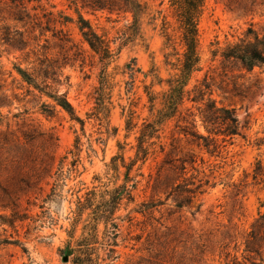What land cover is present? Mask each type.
<instances>
[{
    "label": "rangeland",
    "instance_id": "1",
    "mask_svg": "<svg viewBox=\"0 0 264 264\" xmlns=\"http://www.w3.org/2000/svg\"><path fill=\"white\" fill-rule=\"evenodd\" d=\"M141 2L146 5V10L139 17L138 33L127 41H124L121 34L132 21L130 13L109 15L106 11L80 9L93 29L109 41L112 50L118 49V53L106 68L111 85L104 99L105 107L110 109L106 116V110L96 113L94 98L103 64L82 39L74 8L69 7L66 0L28 3V9L31 13H37L42 27L47 25L48 17L58 19L59 13L72 18L71 22L63 26L50 23V30L44 31V35L40 36V27L33 28L31 24L24 25L13 21L11 16L15 13L14 6L8 0H0V25L18 30L20 35L16 36L27 42L26 48L20 50L18 47L22 43L18 40L13 46L0 41V102H4L0 106V216H9L12 212L10 208L4 209L1 206L8 198L2 187L9 188L11 196H20L15 210L28 215L22 221L16 220L14 226L1 223L0 220V264H67L62 260L59 248L63 247L67 238L70 211L75 207L77 195H83L93 186L103 189L107 185L110 189L123 183L125 168L121 166L119 175H115L108 170L106 164L110 162L111 156L119 152L123 153L126 163L133 158L135 136L142 122L151 117L145 86H149L154 92L165 89V79L174 73L171 63L175 61V56L167 55L173 50L166 47L162 27L163 20L168 21L167 32L177 36L169 2ZM37 4L43 9H31ZM238 6L239 0H206L198 24V52L204 69L211 63V49L223 47L227 42L236 40L251 22L257 28L264 24V9H259L254 15H243L236 9ZM48 12H52V15ZM60 27L68 31L74 46L71 43L63 46L52 36L54 28ZM212 43L217 45H211ZM28 51L29 54H26ZM42 54L64 64L58 87L60 92L65 93L77 116L83 120V125L71 119L60 107H56L52 115L43 113L40 104L42 101L50 102V99L46 96L40 97L37 93L27 94L26 84L20 82L13 70V64L28 68L37 66V57ZM129 62L134 64V68H138L133 82L128 71L123 72L124 65ZM9 71H12L10 76ZM253 74L262 80L260 89L253 98L241 99L229 93L221 94L219 91L213 94L218 104L232 107L240 123L249 128L242 129V135H237L231 143H226L218 156H210L194 148L204 158V164L197 160L199 170L209 174L211 168L215 178L210 177V183L204 186V192L193 198L190 204L177 208L171 198L166 199L163 190L159 193L151 191L150 185L163 154L149 157L142 165L143 177H135L139 183L134 190V201L122 204L115 213L123 218L131 212L133 220L129 222L126 218L117 219L120 225L117 247L119 257L113 264H132L138 256V243L134 236L143 233L144 238L154 227L169 226L202 234L215 231L221 225L232 224L242 234L253 218L263 210L264 182L253 179L252 175L258 160L264 165V66L255 67ZM200 75L201 72L196 77ZM154 76L160 77L162 82L158 83ZM247 76L249 75L246 74L245 77ZM13 77L15 80H12ZM129 110L134 111L133 122H136V126L127 131L125 120ZM175 122L176 118L165 125L166 150ZM199 130L204 131L202 126H199ZM76 137H79L78 149L74 147ZM118 142L122 145V150L118 148ZM24 149H27L32 158H48L53 161L52 174L59 166L61 157L66 155L62 165L64 178L57 180V192L60 196L52 201H43L56 175H43L28 193L23 186L16 185V179L11 176L17 173L18 163L25 164L27 157L20 159L25 155ZM69 150L78 151V171L66 176L67 168L70 167L69 161L74 158L72 153H68ZM26 163L24 174L25 171L30 172L32 164L28 161ZM139 165L140 161L133 166L131 175L138 172L136 167ZM191 172L192 170L187 176ZM201 175L202 173L199 174ZM232 182L237 186H228ZM151 200L160 204L144 214L134 211L141 201ZM198 204L200 206L196 210ZM80 231L81 223L75 236ZM5 240L19 243H4Z\"/></svg>",
    "mask_w": 264,
    "mask_h": 264
},
{
    "label": "trees",
    "instance_id": "2",
    "mask_svg": "<svg viewBox=\"0 0 264 264\" xmlns=\"http://www.w3.org/2000/svg\"><path fill=\"white\" fill-rule=\"evenodd\" d=\"M8 1L15 8L11 19L24 25L31 24L33 28L40 27V36L44 35V31L50 30V23L63 26L72 21L70 16L59 13L58 19L48 17L47 25L42 27L37 13H31L27 7L28 3L39 0ZM66 1L68 6L73 7L77 13L78 29L82 39L103 64L98 85L95 87L94 98L96 113L106 110V116H108L110 109L105 107L104 99L111 85L110 75L106 72V68L118 53V49L117 51L112 50L109 41L93 29L89 21L81 14L80 9L106 11L109 15L130 13L132 21L127 30L121 34L124 41H127L138 33L139 17L145 12L146 5L141 0ZM168 2L171 16L176 24L174 30L177 36L174 37L173 34L167 32L168 21L163 20L162 27L166 47H171L173 50L167 55L175 56V61L171 63L174 73L165 79L167 85L165 89L154 92L149 89V86H145L151 117L142 122L135 136L133 158L126 163L123 153L119 152L111 156L110 162L106 164L108 170L115 175H119L121 166L125 168L123 183L110 189L107 185L103 189L93 186L83 195H77L75 207L70 211V228L66 230L67 238L63 247L59 248L61 258L67 257L64 261L67 264H113L114 260L119 257L117 247L120 225L117 219L126 218L130 222L133 216L131 212H128L122 218L119 215L116 216L115 213L122 204L126 205L134 201V190L139 183L135 177H143L141 168L149 157L164 155L151 182V191L159 193L163 190L166 199L171 198L177 208H182L190 204L198 194L204 192V186L209 185L210 177L215 178L211 168L209 174L199 170L197 160L204 164V158L196 153L194 148L210 156H218L226 143H231L235 136L242 135V129L249 128L240 123L232 107L218 104L213 94L219 91L221 94L229 93L241 99H248L253 98L259 91L262 80L253 74V70L255 67L264 66V24L257 28L251 22L236 40L227 42L223 47L211 49V63L204 69L198 52V24L206 0H168ZM261 8L264 9V0H239V6L236 9L243 15H254ZM31 9L43 8L37 4ZM48 14L52 15V12ZM18 34L20 35L18 30H11L7 25H0L1 43L13 46V43L18 40L22 43L18 49L23 50L27 42L16 36ZM52 36L57 38L63 46L67 43L74 46L70 34L63 27L54 28ZM211 45H217V43ZM26 54H29V51ZM37 60L38 65L30 68L13 64V70L20 82L26 84L27 94L37 93L40 97L46 96L50 99V102H41L40 109L43 113L52 115L56 107H60L68 113L71 119L83 125V120L77 116L65 93L60 92L58 87L61 83L59 77L64 64L58 63L56 59L47 54L38 56ZM1 69L0 64V71ZM124 69L123 72L128 71L131 82H133L138 68H134V64L129 62L124 65ZM200 72L201 75L196 77V74ZM246 74L249 76L245 77ZM10 75L12 71H9ZM154 77L157 78L158 83L162 82L160 77ZM12 80H15V77ZM1 105H4V102H0ZM133 114L134 111L129 110V115L125 120L127 131L136 126V122H133ZM175 118L174 131L171 133L169 147L166 150L165 125ZM199 126L203 127V132L199 130ZM113 130L116 131V128ZM78 145L79 137H76L74 147L78 149ZM118 148L122 150L119 142ZM23 152L26 156L20 159L27 157L24 160L25 164L18 163L17 173L11 176L16 179V185L23 186L28 193L43 175L50 177L56 175L43 201H52L56 196H60L57 192L59 186L57 180L64 178L62 165L66 155L61 157L59 166L52 174L53 161L48 158L46 160L32 158L28 155L27 149ZM68 153H72L74 158L69 161L70 167L67 168L66 176L78 171L77 162L79 161L78 151L69 150ZM27 161L32 164L30 172L25 171L24 174ZM138 161H140V165L136 167L138 172L131 175V170ZM191 170L190 176H187ZM162 172H164L163 176ZM200 173H202L201 176H199ZM149 176L152 177L151 174ZM252 176L253 179L264 182V165L260 160L257 161ZM228 186L236 187L237 185L232 182ZM2 190L8 198L1 203V206L4 209L10 208L12 212L9 216H0L1 223L14 226L16 220L22 221L28 215L15 210L20 196H11L7 187H2ZM237 194L238 189L235 192V195ZM158 204L160 202L155 203L152 200L141 201L134 211L144 214ZM199 206L200 204L197 205L196 210ZM80 223L81 231L78 236H75ZM134 239L138 243L136 249L138 256L132 264H214V261L217 262L216 264H264V208L253 218L242 234H239L236 226L232 224L221 225L215 231L202 234L179 230L175 227L160 226L152 228L144 238L143 233H138ZM4 243L19 242L5 240Z\"/></svg>",
    "mask_w": 264,
    "mask_h": 264
},
{
    "label": "water",
    "instance_id": "3",
    "mask_svg": "<svg viewBox=\"0 0 264 264\" xmlns=\"http://www.w3.org/2000/svg\"><path fill=\"white\" fill-rule=\"evenodd\" d=\"M62 260L63 261H66L67 260V257L66 256L62 257Z\"/></svg>",
    "mask_w": 264,
    "mask_h": 264
}]
</instances>
